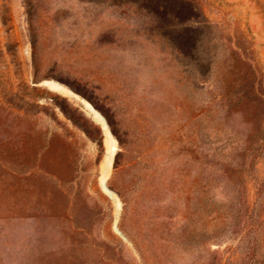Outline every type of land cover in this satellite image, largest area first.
<instances>
[{"label": "rangeland", "instance_id": "374dc122", "mask_svg": "<svg viewBox=\"0 0 264 264\" xmlns=\"http://www.w3.org/2000/svg\"><path fill=\"white\" fill-rule=\"evenodd\" d=\"M0 264H264V0H0Z\"/></svg>", "mask_w": 264, "mask_h": 264}, {"label": "bare ground", "instance_id": "6f19581e", "mask_svg": "<svg viewBox=\"0 0 264 264\" xmlns=\"http://www.w3.org/2000/svg\"><path fill=\"white\" fill-rule=\"evenodd\" d=\"M59 89H61V87H58ZM90 110L95 114V116L100 120L101 125L103 127V129L106 132V136L108 138V140H112V135L110 133L109 128L106 126V122L105 120L100 116V114L89 104ZM107 182H104V184Z\"/></svg>", "mask_w": 264, "mask_h": 264}, {"label": "water", "instance_id": "95a60500", "mask_svg": "<svg viewBox=\"0 0 264 264\" xmlns=\"http://www.w3.org/2000/svg\"><path fill=\"white\" fill-rule=\"evenodd\" d=\"M44 81H42L40 84H42ZM89 104L100 114V116L105 120V122H106V126L109 128V130H110V133H111V135H112V137L115 139V137H114V135H113V132H112V130H111V127H110V125H109V123H108V121H107V119L105 118V116L99 111V110H97L90 102H89ZM116 140V139H115ZM115 156H116V154H115ZM103 188H104V190L106 191V192H109V193H113V191L108 187V185H107V183H105L104 184V186H103ZM115 229L118 231V232H120V230L118 229V226H117V224L115 225ZM121 233V232H120Z\"/></svg>", "mask_w": 264, "mask_h": 264}, {"label": "trees", "instance_id": "16d2710c", "mask_svg": "<svg viewBox=\"0 0 264 264\" xmlns=\"http://www.w3.org/2000/svg\"><path fill=\"white\" fill-rule=\"evenodd\" d=\"M109 123L112 125L111 121L108 119Z\"/></svg>", "mask_w": 264, "mask_h": 264}]
</instances>
